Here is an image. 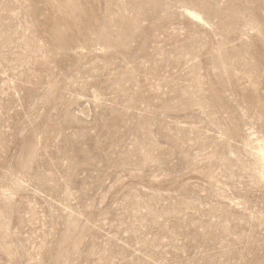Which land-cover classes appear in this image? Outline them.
Here are the masks:
<instances>
[{
    "label": "rangeland",
    "instance_id": "rangeland-1",
    "mask_svg": "<svg viewBox=\"0 0 264 264\" xmlns=\"http://www.w3.org/2000/svg\"><path fill=\"white\" fill-rule=\"evenodd\" d=\"M0 264H264V0H0Z\"/></svg>",
    "mask_w": 264,
    "mask_h": 264
},
{
    "label": "bare ground",
    "instance_id": "bare-ground-1",
    "mask_svg": "<svg viewBox=\"0 0 264 264\" xmlns=\"http://www.w3.org/2000/svg\"><path fill=\"white\" fill-rule=\"evenodd\" d=\"M190 12V14L192 15V16H194V17H197L198 18V16L196 15V13L195 12H192V11H189Z\"/></svg>",
    "mask_w": 264,
    "mask_h": 264
}]
</instances>
